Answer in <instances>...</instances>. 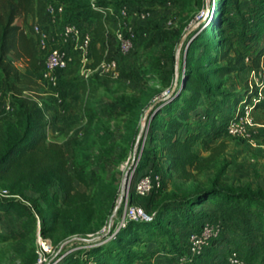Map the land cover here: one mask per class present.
<instances>
[{"label": "rangeland", "instance_id": "1", "mask_svg": "<svg viewBox=\"0 0 264 264\" xmlns=\"http://www.w3.org/2000/svg\"><path fill=\"white\" fill-rule=\"evenodd\" d=\"M72 1L79 2L50 0V4L58 10L62 9L59 14L61 23L75 14L70 5ZM81 1L84 4H92L97 0ZM127 1L137 4L138 9L149 11L151 16L145 21H136L132 15L129 17L128 21L134 29L141 33L140 36L145 34L146 38L139 39L130 55L119 58L116 71L118 75L103 73L96 66L91 67L89 72L86 71L88 75L86 77L83 74L84 68L76 59L75 52L71 50L70 54L74 61L59 75L57 88L50 87L41 79L40 74L21 63L18 64V68L22 82L11 79L6 87L3 76H0V91L4 93V98L0 101V119L5 116L10 122H15L14 111L19 91L22 90L24 96L38 99L45 106L49 123L46 127L47 136L64 146L68 153L71 173L74 174L76 164L83 166L87 180L86 184L79 181L75 183L76 190L83 196L68 199L66 202L57 186L51 188L45 197L30 190L24 193V198L14 196L30 207L34 200H38L43 212L58 211L60 215L65 216L72 233L66 240L70 242L56 252L49 240L39 238L36 241L31 236L20 237L24 219L15 212L0 211V236L7 238L0 241V264H27L35 254L38 255L37 264H50L60 254L62 257L58 262L71 254L103 246L112 239L113 233L124 229L121 225L126 220L127 206L139 207L149 214L153 212L155 203L163 199L162 197L172 194L181 196L189 189L204 187L208 179L215 177L218 169L212 167L196 179L173 183L164 174L162 152L155 157L154 152L148 150L158 145L156 140L152 141L149 138L152 135L151 120L160 105L170 99L169 89L166 88L170 87L169 83H173L175 90L180 87L179 79L190 43L197 36L200 27L211 17L210 10L216 0H206L205 8L199 5L197 0H174L170 6L159 4L158 0ZM241 4L243 5L241 12L231 11L232 17L254 29L255 22L260 18L261 6L258 1L250 0H241ZM31 21L29 19L27 25H24L22 19H18L17 23L26 28ZM112 28L116 32L119 28L118 22H114ZM231 31H236V34L231 36L235 41L241 29L233 27ZM259 41L248 43L239 40L242 45H246L251 55L257 48L264 46V41L262 39ZM259 43L260 45L256 46ZM202 52V49L197 50L196 56L199 57ZM150 75H156L157 81H161L162 85L151 82L148 77ZM173 75H176L175 79ZM263 77L264 72L260 70L248 69L235 73L229 77L224 91L238 93L247 87H260ZM82 79H91L96 83L97 96L104 105L98 113H88L83 109L81 93L75 84ZM160 86L165 87L162 94L158 93ZM262 91L264 98V90ZM216 103V106L221 108L220 99L216 100ZM7 104L10 105L9 110L5 108ZM198 111L203 113L205 109L200 107ZM251 116L256 124L252 128L253 142L225 133L217 142H210L213 145L224 141L227 146L225 157L230 164L222 180L229 187L245 185L264 187V113L253 109ZM211 120L212 117L209 120L204 118L196 122L193 120L185 130L192 131L205 123L209 126ZM158 135L160 133L155 136ZM195 151L201 157L208 155L203 144H197ZM145 175L163 179L162 188L158 191L154 189L145 196L138 195L136 183ZM5 200V197L0 195V201ZM216 205L218 202L213 201L196 207L199 210L213 211ZM218 211L219 214L213 213L211 218L213 221L218 219L225 221L226 232L229 235L228 244L221 247L220 254L212 259L196 258V264H227L232 248L243 250L245 264H258L257 262L262 261L264 228L257 223L255 215L259 213L264 216V209L260 210L254 206L253 212L239 211L231 219L223 218L225 212L223 207L218 208ZM201 224L202 222H198L193 224V227L188 226L185 229L167 226L168 234L158 245L140 243L133 247L134 251L144 256L134 264L186 263L178 262L176 254L167 257L157 251L163 248L167 241L185 249L183 239L185 234L192 228L196 229L194 227H200ZM98 227L101 229L98 230ZM43 242L47 244V249L42 247ZM170 250L171 248H167L166 252L170 254ZM250 252L253 253L256 263L255 260L254 262L247 260V254ZM184 259L183 261H186Z\"/></svg>", "mask_w": 264, "mask_h": 264}, {"label": "trees", "instance_id": "2", "mask_svg": "<svg viewBox=\"0 0 264 264\" xmlns=\"http://www.w3.org/2000/svg\"><path fill=\"white\" fill-rule=\"evenodd\" d=\"M173 1L158 0V3L170 6ZM254 1H258L261 6L260 18L255 22L254 29L238 22L230 13L241 12V0L215 1L210 10L211 17L200 27L197 36L190 43L179 79L180 87L175 90L173 83H169L170 87L166 88L169 89L170 99L160 105L150 123L152 135L149 138L156 140L158 145L148 151H153L155 157L162 152L161 161L168 179L173 183L190 181L212 167H217L215 177L208 179L204 187L189 189L181 196L172 194L162 197L163 199L155 203L153 212L147 213L153 217L151 221H128L127 226L103 246L71 254L58 262L62 257L60 254L50 264H134L136 260L144 257L133 250L134 246L140 243L158 245L168 234L167 226L185 229L198 222H202L201 226L188 230L183 238L185 249L167 241L157 252L167 257L176 254L175 258L180 262L181 258L188 255L187 237L191 231L199 230L207 223H220V235L211 241L200 256L212 259L220 254L219 249L229 241L225 221H213L211 218L213 213L219 214L218 208L223 207L224 219H231L239 211L251 213L254 206L264 209V187H229L224 184L222 176L230 164L225 157L227 146L224 141L210 144L211 141L217 142L223 133L228 135L226 127L237 117L242 107L252 105L254 109L264 113V98H258L259 93L264 90V77L260 87H247L238 93L224 91L229 77L235 73L248 69L264 72V46L257 48L251 55L246 45L239 42H260V39L264 41V0H250ZM197 3L203 8L206 7V0H197ZM49 5L50 0H0V76H3L6 87L11 79L22 82L19 63L38 74L46 68V56L39 50L37 37L32 33V24L36 20L41 23L48 20ZM70 5L75 14L64 21L75 22L83 28H92L91 67L119 57L118 41L112 24L121 18L120 8L126 5L133 11H144L127 0H97L92 4H84L79 0L72 1ZM18 19H22L24 25H27L29 19L32 21L25 28L17 23ZM233 27L241 29L235 41L231 37L236 34V31H231ZM138 33L137 43L139 39L146 38L145 34L140 36L141 33ZM259 45L260 43L256 46ZM199 49L203 52L197 57L196 52ZM76 59L79 61L77 55ZM173 76L175 79L176 75ZM148 77L156 85H162L161 81H157L156 75ZM75 84L81 93L85 111L98 113L104 108L97 96V87L93 80L82 79ZM160 87L158 93L162 94L165 87ZM254 98L259 100L254 103ZM218 99L221 108L216 106ZM200 107L205 109L203 113L198 111ZM211 117L209 126L205 123L192 131L185 130L193 120H209ZM14 118V123L5 116L0 119V190H7L11 195L5 201H0V211L15 212L24 219L20 237L31 236L36 241L40 237L49 240L58 252L72 233L65 216L58 211L43 212L38 200H34L30 207L14 196L24 198V193L30 190L45 197L51 188L57 186L65 202L77 196L82 197L76 190L75 183L79 181L86 184L85 168L76 164L74 174L71 173L64 146L46 134L49 123L45 106L38 99L24 96L23 91H19ZM157 133L160 135L156 137ZM197 144L205 146L208 153L206 157H201L195 151ZM161 182L163 185V179ZM162 185L154 191L160 190ZM213 201L218 202L213 211L199 210L196 207ZM255 217L257 223L264 228V216L256 213ZM5 239L7 238L0 236V241ZM167 248H171V255L166 252ZM235 249L242 256L245 254L243 250ZM247 260H255L256 263L251 252L247 254ZM37 263V254L27 262ZM257 263L264 264V259ZM184 264H196V261H187Z\"/></svg>", "mask_w": 264, "mask_h": 264}, {"label": "built area", "instance_id": "3", "mask_svg": "<svg viewBox=\"0 0 264 264\" xmlns=\"http://www.w3.org/2000/svg\"><path fill=\"white\" fill-rule=\"evenodd\" d=\"M61 12L62 9L58 10L54 5L50 4L47 8L48 20L45 23L36 20L32 24V33L37 37L39 50L46 56V68L40 73V77L53 88L58 86L59 74L74 61L73 56L69 52V47H73L80 64L84 68L83 74L86 77H88L86 71L89 72L92 65V28H83L77 23L69 21L61 23V18H59ZM119 15L121 17L118 18L119 28L115 32L119 47V57L116 60L100 63L97 68L103 73L118 75L116 71L118 70L119 58L130 55L136 47L139 33L128 21L129 17L132 15L136 21H145L151 16V13L133 11L132 8L125 5L120 8ZM49 26L50 28H48ZM262 96L263 93L260 92L258 98L261 99ZM2 99L3 93L0 92V100ZM259 99L254 98V103ZM5 108L9 110L10 105L7 104ZM253 109L254 107L250 105L239 110L237 117L226 127L229 136L253 142L252 128L256 126L251 116ZM161 185V179L152 175H145L136 183V193L145 196L152 190L160 188ZM0 195L5 198L11 197L7 190H0ZM152 219L153 217L149 216L141 208L127 206L126 220L122 222L121 228H125L128 221H151ZM220 232V223L217 225L207 223L199 230L191 231L187 237L188 255L181 258V261H193L200 257L211 241L220 235ZM117 233H113L112 239ZM40 239L42 240L41 237ZM42 247L47 249L43 243ZM183 259L186 261H183ZM227 264H245V261L242 254L237 249L232 248L228 255Z\"/></svg>", "mask_w": 264, "mask_h": 264}, {"label": "water", "instance_id": "4", "mask_svg": "<svg viewBox=\"0 0 264 264\" xmlns=\"http://www.w3.org/2000/svg\"><path fill=\"white\" fill-rule=\"evenodd\" d=\"M70 241H66L62 246L61 248H63L65 245H67Z\"/></svg>", "mask_w": 264, "mask_h": 264}, {"label": "crops", "instance_id": "5", "mask_svg": "<svg viewBox=\"0 0 264 264\" xmlns=\"http://www.w3.org/2000/svg\"><path fill=\"white\" fill-rule=\"evenodd\" d=\"M71 50H73V51H74L73 47H69V52H70ZM75 54H76V53H75Z\"/></svg>", "mask_w": 264, "mask_h": 264}, {"label": "bare ground", "instance_id": "6", "mask_svg": "<svg viewBox=\"0 0 264 264\" xmlns=\"http://www.w3.org/2000/svg\"><path fill=\"white\" fill-rule=\"evenodd\" d=\"M42 239H43V238H42ZM43 245H44L45 247H47V244H46V243H44V242H43Z\"/></svg>", "mask_w": 264, "mask_h": 264}]
</instances>
